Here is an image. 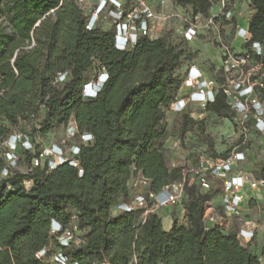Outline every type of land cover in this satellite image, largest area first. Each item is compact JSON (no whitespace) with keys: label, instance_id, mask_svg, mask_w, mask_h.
<instances>
[{"label":"trees","instance_id":"16d2710c","mask_svg":"<svg viewBox=\"0 0 264 264\" xmlns=\"http://www.w3.org/2000/svg\"><path fill=\"white\" fill-rule=\"evenodd\" d=\"M215 1L174 0L205 16ZM249 3L252 41L264 43V0ZM1 17L6 21H0V264H44L37 253L46 249L48 256L52 239V254L61 252L70 264H263L237 230L205 223L207 203L219 192L203 191L197 180L184 185L187 222L175 220L169 230L158 213L143 220L140 210L113 211L133 198L135 175L146 178L154 193L183 181L182 167L167 162L165 143L189 44L174 45L169 30L120 50L111 30L87 29L77 0H0ZM227 21L237 24L236 16ZM92 68L97 74L87 78ZM103 71L108 79L101 90L85 97V84ZM206 112L235 117L222 91ZM70 121L94 137L81 147L78 165L65 162L52 170L38 165L25 174L12 168L3 175V143L11 134L31 138L32 149L19 148V161L24 155L31 164L42 151L39 139ZM204 122L185 111L182 130ZM27 179L30 188L24 185ZM73 216L84 242L64 246L51 232L52 223L72 227Z\"/></svg>","mask_w":264,"mask_h":264},{"label":"built area","instance_id":"2783aa9c","mask_svg":"<svg viewBox=\"0 0 264 264\" xmlns=\"http://www.w3.org/2000/svg\"><path fill=\"white\" fill-rule=\"evenodd\" d=\"M77 1L86 12L87 29L101 26L111 30L114 34L115 46L120 50L132 49L140 37L145 36L151 39L159 37L171 17L162 11L168 4L167 0H98L93 8H88L86 0ZM216 2L220 6L219 16L221 15L224 19L236 16L237 0L233 3L229 0H218L214 2V5ZM157 6L161 8V11L157 10ZM53 11L51 10V12ZM105 11H110L113 18V23L108 27L100 22V17ZM218 15L211 13V15L205 16L199 13L195 14L193 18L181 17L183 25L171 30L173 44L180 46L183 43L191 45L196 42L206 28L217 24ZM252 37L248 24L242 25L238 19L236 39L240 51L235 52L225 47L221 65L216 70V76L219 74L220 78L223 77L221 79H216V76L210 77L206 70L189 63L182 83V90L183 88L187 90L175 98L170 105V110L174 112L188 111L190 117L197 119V116L187 107L191 104H199L201 106L199 117L204 118L207 116V106L214 103L218 93L222 91L226 96L227 105L235 113L234 118L239 130L245 135L263 133L264 101H262L261 95L264 96V94L261 91H264V43L252 41ZM221 73H223L222 76ZM65 76V73L59 74V80H64ZM107 79L108 73L101 72L96 80L85 84L84 96L96 97ZM64 127L73 137L78 138V142L71 145L69 150L65 144L61 143H53L49 148L42 146L39 157L32 158L28 172L35 166H44L45 164L49 170L55 169L65 162L78 165L77 156L81 147L93 142L94 137L91 133L81 132L75 121H70ZM177 145L175 144L174 147ZM3 146L6 149L7 162L3 175L7 176L10 169L16 168L19 163V148L32 149L33 141L26 134L15 132L7 138ZM244 158L245 153L242 151L233 152L226 158L205 157L202 152H197L189 157L187 164L183 166L173 164L171 167H182L183 181L166 185L159 193L152 191L146 194L139 193L130 201L116 204L114 212L140 210L141 218L144 220L156 208L178 202V192L181 191L180 188H184L186 181L191 184L197 180L203 191H210L211 184L208 176H211L221 182L222 188H218V192L224 214L240 217L244 202L248 198L247 190H255L264 185V180H254L247 173L236 172L238 162ZM141 177L148 182L146 178ZM24 185L26 188H30L32 180H25ZM77 220V216H73V226L68 228L53 221L51 232L58 235L62 245L79 246L84 242L82 231L77 226ZM204 220L206 224L211 221L210 226H219L226 231L223 225L225 220L222 216L216 213L208 215L205 211ZM237 235L243 242L253 243L256 238L255 228L249 223H244L237 230ZM45 254L46 249H42L37 253V257L42 258ZM54 260L58 264H70L61 252L54 254ZM101 264L111 263L103 262Z\"/></svg>","mask_w":264,"mask_h":264},{"label":"rangeland","instance_id":"374dc122","mask_svg":"<svg viewBox=\"0 0 264 264\" xmlns=\"http://www.w3.org/2000/svg\"><path fill=\"white\" fill-rule=\"evenodd\" d=\"M168 4L163 9L166 14L171 17L167 21L164 30L160 35L166 31L172 30L174 27L183 25L181 17L193 18L194 13L190 6H180L174 2V0H167ZM98 0H86L88 8L95 7ZM249 0H239L237 7H235L236 18L240 19L242 25H247L249 19L254 14V11L249 5ZM161 11V8L156 7ZM220 6L216 4L212 8V14H219ZM231 19H224L221 15L216 18L217 24L206 28L205 32L198 38V40L189 45L187 49L188 58L184 61V64L180 68L182 77L184 79L186 70L189 66V62L198 67L206 70L210 77L216 76V70L221 65L223 53L225 47L232 51L239 52L240 48L236 39V25L234 22L227 21ZM0 21H6L5 17H1ZM100 22L108 27L113 23V18L110 11H105L100 17ZM97 74L94 68H92L87 78H93ZM223 73H221V76ZM218 74L216 79H221ZM186 88H183L181 93L186 92ZM261 93L264 94V91ZM262 101L264 96L261 95ZM189 111H192L197 120L201 114V106L199 104H191L187 107ZM204 126L195 125L192 130L184 133L182 130V117L183 112L168 111V129L169 136L165 143L167 146L166 157L170 167L173 164L185 165L189 157L193 156L197 152H202L203 155L212 157L215 154L217 156H229L233 152L242 151L245 153V158L238 162L236 172L247 173L254 180H264V132L245 135L242 133L236 125L235 118H227L224 116H217L206 112ZM26 127V124H23ZM39 141L43 146L48 148L53 143L65 144L67 150L70 146L78 142L77 137H73L71 133H68L65 127H58L53 129L50 133L42 136ZM175 144H178L174 147ZM173 147V148H172ZM30 162L26 156H22L19 161L16 170L20 174L28 172ZM211 184L212 192H218V188L221 187L220 180L208 176ZM132 196H136L139 193L146 194L150 191L149 183L144 181L141 175H135L130 181ZM178 192L179 200L176 203L169 204L164 207L156 208L155 213H158L162 219L169 218L171 222L177 220L179 223L185 224L187 222L186 211L183 201L187 199L184 192V188H180ZM247 199L244 202L240 217L224 214L220 195L212 197L206 206V213L211 215L216 213L224 218V228L226 231L238 230L244 223H249L254 226L256 232V238L253 243H246L249 245L252 253L256 254L260 261L264 264V185L258 189L247 190ZM151 205V203H149ZM151 209V208H150ZM118 214L119 212H114ZM209 220V219H208ZM142 220H137L139 223ZM211 221L207 223L210 226ZM245 243V242H244ZM55 240L52 239L50 244V253L48 256L43 257L44 264H58L54 260L52 254L55 248Z\"/></svg>","mask_w":264,"mask_h":264},{"label":"crops","instance_id":"0c3cea01","mask_svg":"<svg viewBox=\"0 0 264 264\" xmlns=\"http://www.w3.org/2000/svg\"><path fill=\"white\" fill-rule=\"evenodd\" d=\"M113 211H114V207H113ZM172 224H173V222H171V220L169 218H167V219L163 218V225H164V228L166 230H169L172 227ZM248 228H250V227H248Z\"/></svg>","mask_w":264,"mask_h":264}]
</instances>
